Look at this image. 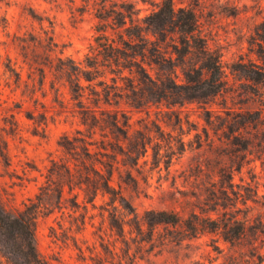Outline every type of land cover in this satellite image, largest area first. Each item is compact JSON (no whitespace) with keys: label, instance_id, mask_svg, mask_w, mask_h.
I'll return each instance as SVG.
<instances>
[{"label":"trees","instance_id":"trees-1","mask_svg":"<svg viewBox=\"0 0 264 264\" xmlns=\"http://www.w3.org/2000/svg\"><path fill=\"white\" fill-rule=\"evenodd\" d=\"M33 16L42 22V17ZM96 17L93 41L80 60L64 55L51 28L32 35L31 43L21 47L27 78L17 71V84H23V93L33 98L41 91L45 96L48 82L52 101L76 117L84 130L60 136L61 155L49 159L43 183L22 209L9 211L0 201V264H50L38 251L37 219L67 206L72 213L86 210L87 204L95 207L98 196L106 197L100 209L101 216L107 213L108 232L100 227L98 247H86L92 264L149 263L156 253L207 233L230 244L264 234L260 216L252 218L249 213L248 202H256L257 191L250 184L235 191L232 171L224 173L226 183L210 184L197 194L187 214L155 208L142 214L137 211L124 190H138L132 169L146 154L152 136L147 125L131 132L129 110L123 105L147 113L152 105L165 106L179 123L174 107L195 102L203 104L204 120L210 124L216 112L210 107L212 100L225 88L224 71L220 54L209 47L192 7L160 0L156 9L139 17L131 4L123 9L102 5ZM254 32L249 44L261 62L238 63L239 70L264 87V21ZM61 87L67 90V102ZM256 94L264 102V90ZM222 124L228 136L241 138L246 151L259 135L264 140V107L254 113L226 111ZM178 142L176 148L169 142L166 154L155 151V157H167L168 165L174 154L185 149L184 141ZM238 201L244 206L241 217L231 209ZM84 229L85 213L72 216L67 231ZM66 238L73 241L80 259L86 260L75 236Z\"/></svg>","mask_w":264,"mask_h":264},{"label":"rangeland","instance_id":"rangeland-1","mask_svg":"<svg viewBox=\"0 0 264 264\" xmlns=\"http://www.w3.org/2000/svg\"><path fill=\"white\" fill-rule=\"evenodd\" d=\"M159 2L0 0V201L4 208L9 211L22 209L43 183L49 159L61 155L60 136L73 134L76 129L84 130L76 117L52 101L48 82L45 96L41 91L33 98L23 93V84H17V71L23 79L27 78L22 45L31 43L32 35L42 29L51 28L64 55L80 60L93 41L98 23L96 15L102 5L107 9H123L124 5L131 4L139 17H143L156 9ZM174 5L196 10L209 47L220 54L225 88L212 100L210 107L216 112L211 114L210 124L204 120L203 104L195 102L174 107L180 117L179 123L165 106L152 105L147 113L123 105L129 110L131 132L147 125L152 136L146 154L139 159L136 169H132L139 188L135 191L126 187L125 194L131 197L140 214L150 208L187 214L189 203L197 194L203 193L210 184L226 183L224 173L232 171L235 191H243L247 184L257 191L256 202H248L249 213L252 218L260 216L264 223V140L259 135L253 139L254 146L245 151L241 138L235 134L228 136V128L222 124L226 111L254 113L264 107L256 94L264 87L249 80L238 64L261 62L251 51L249 40L255 33V26L264 21V0H174ZM33 15L42 17V22ZM60 91L67 102L66 88L61 87ZM179 139L184 141L185 149L174 154L168 165L164 162L167 157H155V151L166 154L169 142L178 147ZM113 183H119L117 173ZM105 200L106 197L98 196L95 207L87 204L86 210L72 213L67 206L40 216L36 222L39 253L50 264H92L86 247H98L100 227L101 232H108L107 213L101 216L100 209ZM231 209L241 217L244 206L238 201ZM80 212L85 213V229L80 233L68 232L72 216ZM67 235H74L82 245L86 260L80 259ZM154 251L156 253V249ZM138 264H264V234L248 235L239 243L230 244L207 233L188 244L185 242L156 253L149 263L142 260Z\"/></svg>","mask_w":264,"mask_h":264}]
</instances>
